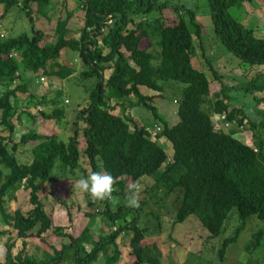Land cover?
<instances>
[{
    "label": "trees",
    "instance_id": "trees-1",
    "mask_svg": "<svg viewBox=\"0 0 264 264\" xmlns=\"http://www.w3.org/2000/svg\"><path fill=\"white\" fill-rule=\"evenodd\" d=\"M254 1L206 0L203 8L209 11L215 44L221 43L239 59L240 66L258 70L239 90L262 94L264 39L257 38L234 14ZM195 2L196 6L188 0H83L79 9L84 12V26L79 37L69 29L72 14L67 13L59 17L54 41L50 42L47 31L36 27L35 16L51 20L52 0H0L5 6L4 16L19 7L32 26L31 34L0 36V85L6 87L0 94V164L9 170L7 175L0 171V224L13 229L16 238L24 242V249L13 255L15 244L9 241L5 262L0 264H63L69 250L75 252L76 264H100L104 258V264H117L122 257L117 242L127 232L132 233L129 249L135 259L130 264H162V254L155 249L147 256L148 248L142 242L160 235L163 222L143 225L140 206L111 207L113 198L125 194L129 182L137 184L143 178L153 181L150 192L162 204L177 196L174 228L196 217L210 239L218 238L229 230L232 212H237L241 225L224 239L219 252L222 261L247 220L255 217L264 222V139L257 135L264 124L249 120L245 108L236 106V98L229 95L236 88L227 87L226 76L207 59L205 51V67L212 79L194 67L196 39L203 40L199 22L202 5L199 0ZM165 11L175 15L174 25L166 24ZM145 43L150 44L151 51L144 49ZM63 51L70 57L60 64ZM40 72L61 80L79 72L89 104L74 115V130L68 141L56 134L31 131L13 146V153L2 128L16 116L18 93H28ZM172 83L184 86L177 101L179 122L174 126L153 105L154 97L141 91L147 88L161 94L165 84ZM213 84L220 89L213 94L215 100L211 99ZM256 101L260 105L264 96ZM117 107L121 115L112 116ZM135 107L145 108L157 125H162L156 136L147 131L154 126L138 124L127 114ZM257 111L254 116L259 119L264 112ZM65 113L57 109L39 115L47 121H60ZM214 116L222 125L219 129ZM240 130L252 132L254 145L236 137ZM81 132L83 151L79 146ZM161 139L171 144V156L160 144ZM30 143H34L32 160L19 162L16 150ZM84 158L90 171L83 166ZM98 171L112 177L111 193L100 200L105 206L102 216L112 228L110 233L95 241L89 226L78 237L60 231L58 237L70 240L61 250L54 254L41 250L42 255L26 251L28 238L36 236L44 241L53 227L41 186L60 180L79 181ZM22 189L29 192L31 209L8 213L7 200L16 199L15 194ZM88 215L96 218L94 213ZM8 234L12 236L10 231L0 232V236Z\"/></svg>",
    "mask_w": 264,
    "mask_h": 264
},
{
    "label": "rangeland",
    "instance_id": "rangeland-1",
    "mask_svg": "<svg viewBox=\"0 0 264 264\" xmlns=\"http://www.w3.org/2000/svg\"><path fill=\"white\" fill-rule=\"evenodd\" d=\"M73 1L76 2L75 4L78 7L77 2H79V0ZM202 2L205 3L206 0H199V3ZM201 7L202 9L199 12L200 22L203 28H205L206 34H210L211 37H213L211 41H215L209 11L207 8H203V4ZM4 9L5 6L0 5V36L3 35L6 38L18 37L27 32L29 34L32 33L31 24L21 8L15 7L5 16L2 15ZM58 10H60L59 7H57V12ZM33 11L36 13V7L33 8ZM61 12L64 11L60 10V12L54 16L52 22H47V20H40L39 22L38 16H35L36 27L47 31L50 42L54 41V26ZM170 13L173 14L171 11H166V20L168 24L173 25L172 18L174 14L172 15ZM64 15L65 14H63V16ZM79 26L80 22H77V25L75 24L73 29L75 30ZM208 26L212 28L210 31H207ZM207 51L210 52H206L205 56L207 59L212 62L221 74L226 76L227 87L236 88V90L230 92L229 95L234 99L238 98L237 102L239 106L245 108L249 120L255 119L256 122L258 121V123H260L262 121L264 124L263 113L261 117L257 119V116H254L256 113L253 111V108L256 106L254 99L264 96V93L260 94L256 92L254 94H248L239 90L240 86L246 85L256 74L254 73L255 71L249 76V74H247L249 71H245L250 68L247 65H245V69L243 68L240 70L239 59L233 56L221 43L213 45V48L210 46L207 47ZM64 57L69 58V53H63L59 61ZM203 60L204 53H200V49L196 45L193 65L197 70H202L211 80V73H209L208 69L205 67L206 64ZM75 63L79 64L77 62ZM200 64H202V67H200ZM244 72H247V75L244 76L242 74ZM42 79H44V81H42ZM79 79V72L66 80L55 77L49 78L46 74L40 72V74L32 80L28 93H18V97L16 101H14L17 108L16 116L10 118L7 125L2 128V134L7 140L6 143L8 144L9 150L14 153L13 146L19 144L21 137L31 131L43 135L56 134L61 136L64 141H68L74 130V115L77 114L78 110L89 104V95L82 87V81H79ZM25 82L29 83L28 81ZM183 87L184 86L179 83L165 84L164 92L159 94V96L156 95L154 98L153 105L169 124H177L179 122L177 101L181 99ZM211 87L213 90L211 99L213 98V100H215L213 94L220 89L218 84H213ZM5 89V85H0V94H2ZM155 93L156 92L147 88H143V94L146 96H152L155 95ZM42 103H44V105H42ZM113 105H116V101H113ZM207 108V106L203 107L205 111H207ZM57 109H63L66 112L65 117L60 121H47L39 115V112L52 114L54 110ZM259 109V111L264 112V107H260ZM138 112L139 113H136L137 115L134 114V116L138 119H144L142 122L154 123L155 119L151 112L143 107L138 108ZM116 113H111V115L115 117L121 115ZM213 121L217 129H219V118L213 117ZM223 126L225 130H228L226 129L227 126ZM257 135H261L264 139V129L260 128ZM236 137L248 145H254L252 132L250 131L240 130ZM162 141V146L171 156L173 154L171 144L164 139H162ZM33 144L34 143H30L25 146L19 145L15 152L17 158L19 157V162L27 163L32 160L30 149ZM84 144L83 133L81 132L79 146L82 151ZM83 166L86 170L90 171L89 163L86 158L83 159ZM0 171L5 175L9 174V170L1 164ZM147 179L137 184L129 182L125 194L113 198V204L111 205L112 209H115L120 205H130L129 201L135 199L136 205L130 206H140L142 208L143 225H151L152 222H159V220L161 223L163 222V231L161 229L162 233L160 235L153 236L142 242V246L148 248L147 256H149V250L154 253V250L157 249V252L162 254V264H264V222L259 221L255 217L247 220L245 228L240 233L237 242L227 249L226 257L224 261H222L219 257V252L222 248L224 239L230 238L234 230L241 225L237 212H232L229 230L218 238L210 239L208 232L204 230L196 217H192L183 225L174 228L173 224L177 196H171L168 201L165 202L166 204H162L159 199H156L150 192L153 184ZM78 182L79 181L71 182L68 180H60L57 183L41 186L45 210L53 220V227L49 233L44 235V241H41V239L36 236L28 238L26 240L28 245L25 249L26 251L42 255L43 252L41 250L47 251L50 254H54L55 250H61L63 246L70 243V240L68 238L58 237L57 233L60 231L67 236L78 237L82 231L89 226L91 227V232L95 241H98L101 237L110 233L112 228L104 219V216H102L105 206L100 200L91 199L87 192L82 191L78 187ZM15 195L17 197L16 199L12 201L7 200L5 204L7 212L13 214L17 209L22 210L24 213L28 212L31 209L29 192L22 189ZM91 202L93 205L90 204ZM90 212L96 215L94 220L89 217L88 214ZM5 231H10L12 236L11 234L0 236V262H5L7 244L9 241L13 240L12 242L15 244L12 250L13 255H17L24 249L23 240L16 238L13 229L0 224V232ZM131 238V232H127L119 238L117 243L122 252V257L117 264H130L135 260L131 257V251L129 249ZM39 249L40 251H38ZM111 249L112 248L108 250V253L110 252L108 254L109 256L112 254ZM104 260L105 258L100 261V264H104ZM63 264H76L75 252L73 250L67 251Z\"/></svg>",
    "mask_w": 264,
    "mask_h": 264
},
{
    "label": "crops",
    "instance_id": "crops-1",
    "mask_svg": "<svg viewBox=\"0 0 264 264\" xmlns=\"http://www.w3.org/2000/svg\"><path fill=\"white\" fill-rule=\"evenodd\" d=\"M18 1H24V0H18ZM60 1V2H59ZM188 1H191V3H195L193 4L194 6H196V2L195 0H188ZM81 2H83V0H79V2H77L78 4V7L76 6V2L73 1V0H52V4H53V7H52V11L51 13L49 14V17L51 20L49 19H45V18H42V17H39V22L40 20H47V22H52V20L54 19V16L60 12V10H63L64 12H61L60 13V16L65 14V16L67 15V13H70L72 14L71 16V21L69 23V29L73 32V33H76L77 35H75L77 38L79 37V32L81 31V29L83 28L84 26V12L79 9V5L81 4ZM60 3V4H59ZM204 5V2L200 3V5ZM55 5V6H54ZM74 6V7H73ZM57 7H59L60 10H58L57 12ZM65 8V9H64ZM73 8V9H72ZM166 14V11L164 12V16H165V19L167 17ZM172 14V13H170ZM235 16L239 19V21L248 29H251L254 31V34L257 38H260V39H264V0H255L253 3L249 4V3H246L241 9H239L238 11L234 12ZM3 15V14H2ZM173 15V14H172ZM59 19V18H58ZM58 20H56V23H57ZM174 21H175V15H173V18H172V22H173V25H174ZM77 22H80V26L78 28H76L75 30L73 29V26L76 24L77 25ZM199 22H200V16H199ZM166 24L168 26H171L170 24H168L167 20H166ZM201 24V22H200ZM56 26V25H55ZM55 26H54V30H55ZM202 26V36H203V40L202 41H199L196 39V45L198 46V48L200 49V53H203L204 51L207 52V53H210L207 51V47H212L213 48V45H216L214 41H211V39H213V37H211L210 34H206L205 32V28H203V25L201 24ZM212 28H210V26H208L207 28V31H210ZM31 32H32V26H31ZM214 32V30H213ZM28 33V32H27ZM29 34V33H28ZM212 43V44H211ZM147 44V46H146ZM144 49L148 50V51H151V46L149 43H145L144 44ZM63 53H65V51L62 52V55ZM66 60V57H64L62 60H60L59 62L61 64H63ZM204 61V60H203ZM75 62H77V60L75 59ZM193 63H194V59H193ZM200 67H202V64H200ZM224 67V66H223ZM240 70L241 69H245L246 67L245 66H240L239 67ZM260 70L264 71V67L260 68ZM245 71H249L247 74H249V76L251 75V73L253 71H255L254 73H257L258 70L256 69H252V68H249V70H245ZM111 73V72H110ZM110 73H107V74H110ZM239 73V71H238ZM40 74V73H39ZM38 74V75H39ZM243 74V73H242ZM241 74V75H242ZM246 74V75H247ZM76 75V74H75ZM74 75V76H75ZM142 91V94H143V88L141 89ZM158 95L159 96V93H155V95H152V97L155 98V96ZM149 96V95H147ZM263 97V96H262ZM262 97H259L258 99H261ZM237 99L236 98V106L238 107H241L239 106L238 102H237ZM254 103H256V106L253 108V111L254 113H256L257 111L255 110H260L259 108L260 107H264V102H262L260 105L257 104V101L256 99H254ZM119 113V115L121 114V109L119 107L115 108L114 110V114L116 113ZM127 114L131 115L132 118L138 123V124H145L147 126H156L157 125V122L154 121V123H144L142 122V120L144 119H138L135 115H137L139 112H138V108L135 107L131 110H128L126 111ZM116 113V114H117ZM137 113V114H136ZM162 115V114H161ZM163 116V115H162ZM164 117V116H163ZM217 116H214V118H216ZM156 122V123H155ZM176 124V123H175ZM175 124H170V126H174ZM221 124H220V128H221ZM163 141L162 139L160 140V144L162 145ZM145 179L147 178H143L141 179L139 182H143ZM149 180L152 184H153V181L151 179H147ZM138 182V183H139Z\"/></svg>",
    "mask_w": 264,
    "mask_h": 264
},
{
    "label": "clouds",
    "instance_id": "clouds-1",
    "mask_svg": "<svg viewBox=\"0 0 264 264\" xmlns=\"http://www.w3.org/2000/svg\"><path fill=\"white\" fill-rule=\"evenodd\" d=\"M78 187L87 192L93 200L106 199L112 191V177L103 171L93 172L86 178H82L78 182ZM129 204L136 205L135 199H131Z\"/></svg>",
    "mask_w": 264,
    "mask_h": 264
},
{
    "label": "built area",
    "instance_id": "built-area-1",
    "mask_svg": "<svg viewBox=\"0 0 264 264\" xmlns=\"http://www.w3.org/2000/svg\"><path fill=\"white\" fill-rule=\"evenodd\" d=\"M2 37H3V35H2ZM42 81H44V79H42ZM222 119H223V118H222ZM161 130H162V129H161V127H159V126H154V128H153V127H152V128H147V131H148L149 133H151L153 136H156L157 133H159Z\"/></svg>",
    "mask_w": 264,
    "mask_h": 264
}]
</instances>
